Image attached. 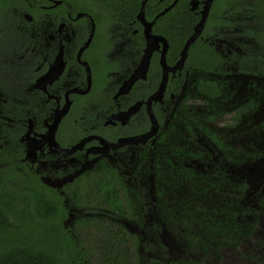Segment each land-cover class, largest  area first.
<instances>
[{
  "label": "flooded vegetation",
  "instance_id": "obj_1",
  "mask_svg": "<svg viewBox=\"0 0 264 264\" xmlns=\"http://www.w3.org/2000/svg\"><path fill=\"white\" fill-rule=\"evenodd\" d=\"M263 106L264 0H0V189L43 190L89 247L140 264L155 238L133 230L179 221L184 193L205 255L242 246L264 221Z\"/></svg>",
  "mask_w": 264,
  "mask_h": 264
},
{
  "label": "trees",
  "instance_id": "obj_2",
  "mask_svg": "<svg viewBox=\"0 0 264 264\" xmlns=\"http://www.w3.org/2000/svg\"><path fill=\"white\" fill-rule=\"evenodd\" d=\"M65 216L43 190L37 200L33 193L0 189V264H137L130 247L115 245L114 237L94 248L77 231L75 239L64 226ZM150 264L180 263L152 259Z\"/></svg>",
  "mask_w": 264,
  "mask_h": 264
},
{
  "label": "rangeland",
  "instance_id": "obj_3",
  "mask_svg": "<svg viewBox=\"0 0 264 264\" xmlns=\"http://www.w3.org/2000/svg\"><path fill=\"white\" fill-rule=\"evenodd\" d=\"M254 118H256V122L260 120L258 124L260 127H264V106ZM261 140L264 142V135ZM192 203L191 195L185 193L179 198L172 197L168 200L171 217L179 221L169 224L165 231L164 229L162 231L142 229L141 231L138 228L133 230L138 246H142L143 240L149 242L150 238H155V242H151V246H145L146 249L142 247L141 255L143 257L140 264H147L150 255H156L163 261L184 259L189 264H257L264 261V221L257 226L254 235L246 239L242 246L238 248L226 247L219 254L209 250V253L205 255L203 249L208 248V239L203 233L201 224L188 220L180 221V207ZM202 203L220 209L227 205L228 199L218 195L212 198L206 197ZM178 222H180V226H178Z\"/></svg>",
  "mask_w": 264,
  "mask_h": 264
},
{
  "label": "water",
  "instance_id": "obj_4",
  "mask_svg": "<svg viewBox=\"0 0 264 264\" xmlns=\"http://www.w3.org/2000/svg\"><path fill=\"white\" fill-rule=\"evenodd\" d=\"M145 1H146V0H143V3H145ZM142 13H143V10L141 11V14H142ZM150 25H151V24H150ZM147 35H148L149 38H150V36L152 35L151 27L148 28V30H147ZM193 38H194V37H192V38H190V39L188 40V42H187V44H186V47H185V51L187 50V48H188L190 42L193 40Z\"/></svg>",
  "mask_w": 264,
  "mask_h": 264
}]
</instances>
